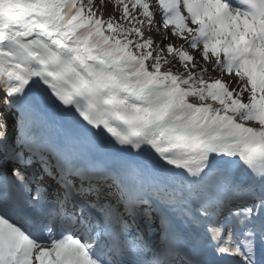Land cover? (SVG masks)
I'll return each instance as SVG.
<instances>
[{
  "label": "snow or ice",
  "instance_id": "1",
  "mask_svg": "<svg viewBox=\"0 0 264 264\" xmlns=\"http://www.w3.org/2000/svg\"><path fill=\"white\" fill-rule=\"evenodd\" d=\"M0 264H264V0H0Z\"/></svg>",
  "mask_w": 264,
  "mask_h": 264
},
{
  "label": "rangeland",
  "instance_id": "2",
  "mask_svg": "<svg viewBox=\"0 0 264 264\" xmlns=\"http://www.w3.org/2000/svg\"><path fill=\"white\" fill-rule=\"evenodd\" d=\"M107 15H108V14H105V18H107ZM165 33H166V30L163 29V28H161V29H160V32L156 34L157 43L160 42V38H162V37L165 36ZM167 42H170V43H172L174 46H177V47H178L180 44L183 43V41H181V40H179V39H177V38H175V37H171V38L169 39V41H167ZM216 75L218 76L219 74H216ZM245 99H246V97H245ZM7 131H8V133H9L10 136H13V135L16 134V133H15V130H14V128H13V124H12V119H11V118L8 119V129H7ZM148 234H151V233H148Z\"/></svg>",
  "mask_w": 264,
  "mask_h": 264
}]
</instances>
